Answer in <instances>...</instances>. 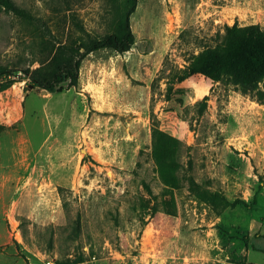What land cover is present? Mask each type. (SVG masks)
<instances>
[{
  "label": "rangeland",
  "instance_id": "374dc122",
  "mask_svg": "<svg viewBox=\"0 0 264 264\" xmlns=\"http://www.w3.org/2000/svg\"><path fill=\"white\" fill-rule=\"evenodd\" d=\"M11 1L33 19L0 5V66L50 78L74 17L104 37L134 0ZM130 22L76 87L0 78V264H264V77L191 76L236 50L227 27L264 31V0H137Z\"/></svg>",
  "mask_w": 264,
  "mask_h": 264
},
{
  "label": "trees",
  "instance_id": "16d2710c",
  "mask_svg": "<svg viewBox=\"0 0 264 264\" xmlns=\"http://www.w3.org/2000/svg\"><path fill=\"white\" fill-rule=\"evenodd\" d=\"M136 1L134 0L125 12L120 29L108 32L104 37L92 35L74 17L73 23L80 35L70 44L62 47V54L58 58L50 78L42 76L40 70L32 72L25 70V74L30 78L28 86L41 88L50 93L58 92L61 85L66 81H69V86L76 87L79 84L82 62L88 55L102 49H110L119 53L129 51L135 41L130 17L136 9ZM0 5L6 10L20 14L29 20L33 19L29 12L19 8L11 0H0ZM227 33L235 43L236 50L231 54L227 48L207 50L201 55V68H192L191 76L195 74L210 76L215 70L228 67L237 83L247 87L248 90H254L255 84L253 83H257L264 77V31H261L258 26L241 28L234 25L231 28L227 27ZM12 74L13 71L10 69L0 66V78ZM257 96L264 101V93L260 90H258ZM205 107L206 102L201 106L200 114L204 112ZM83 261L85 260L81 257L59 264H76Z\"/></svg>",
  "mask_w": 264,
  "mask_h": 264
},
{
  "label": "built area",
  "instance_id": "2783aa9c",
  "mask_svg": "<svg viewBox=\"0 0 264 264\" xmlns=\"http://www.w3.org/2000/svg\"><path fill=\"white\" fill-rule=\"evenodd\" d=\"M20 75H22V74H18L17 76L10 75L8 77H2L1 79H11V80L12 79H19ZM22 76H23V79L21 81H19V82L15 81V82L20 84V86L18 87L20 90H22L26 86L27 82L30 80L28 75H22ZM9 107L11 109L12 105L10 104ZM48 264H51V262H48Z\"/></svg>",
  "mask_w": 264,
  "mask_h": 264
}]
</instances>
